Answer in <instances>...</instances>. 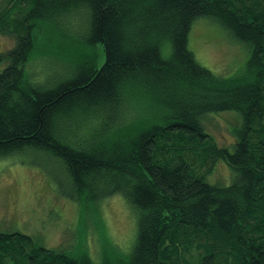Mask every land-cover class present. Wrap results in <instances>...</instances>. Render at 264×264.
<instances>
[{
  "label": "trees",
  "instance_id": "1",
  "mask_svg": "<svg viewBox=\"0 0 264 264\" xmlns=\"http://www.w3.org/2000/svg\"><path fill=\"white\" fill-rule=\"evenodd\" d=\"M201 18L250 49L243 76L198 62L189 35ZM0 32L16 41L0 56V158L44 155L70 199L95 207L122 194L138 212L128 253L104 244L97 262L1 231L0 264H264V0H11ZM42 34L84 46L52 88L27 69ZM229 111L241 122L233 151L203 124ZM202 145L233 170L230 185L200 174ZM198 236L201 254L182 256Z\"/></svg>",
  "mask_w": 264,
  "mask_h": 264
},
{
  "label": "rangeland",
  "instance_id": "2",
  "mask_svg": "<svg viewBox=\"0 0 264 264\" xmlns=\"http://www.w3.org/2000/svg\"><path fill=\"white\" fill-rule=\"evenodd\" d=\"M9 2L0 0V11ZM15 44L14 37L0 32L1 57ZM76 45L56 35H40L36 56L27 67L32 72V81L52 88L71 77L69 59L77 48H84ZM98 45L102 65L105 52L103 44ZM189 47L203 67L223 77L243 76L250 58V49L245 44L234 41L226 29L208 18L193 24ZM238 114L229 111L206 116L204 128L216 147L233 151L236 143L233 130L241 123ZM80 128L87 130L86 124ZM80 128L76 127L79 131ZM198 150L209 155L200 174L212 184L230 185L235 177L230 166L215 158L207 146ZM68 184L62 169L44 155L15 154L0 158V232H20L49 249L77 253L81 248L97 262L104 244L118 254L128 253L138 232V212L132 204L122 194L103 199L95 207L92 203L83 204L62 193L68 191ZM202 240L198 236L181 247L182 256L198 257L201 251L197 246Z\"/></svg>",
  "mask_w": 264,
  "mask_h": 264
}]
</instances>
